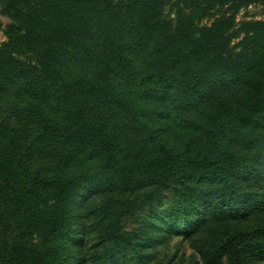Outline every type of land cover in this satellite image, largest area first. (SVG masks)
<instances>
[{"label": "trees", "instance_id": "obj_1", "mask_svg": "<svg viewBox=\"0 0 264 264\" xmlns=\"http://www.w3.org/2000/svg\"><path fill=\"white\" fill-rule=\"evenodd\" d=\"M255 5L0 0V264H264Z\"/></svg>", "mask_w": 264, "mask_h": 264}, {"label": "rangeland", "instance_id": "obj_2", "mask_svg": "<svg viewBox=\"0 0 264 264\" xmlns=\"http://www.w3.org/2000/svg\"><path fill=\"white\" fill-rule=\"evenodd\" d=\"M244 18H257L261 19L264 18V7L261 5L251 6L248 9L242 10L238 15V20H242ZM9 24V20L0 16V45L6 40L4 35V28ZM180 240L174 239L172 245L177 244ZM179 253L178 257L183 255L184 259H187L192 250L188 247L187 243H181L179 245ZM176 248L171 249V253H174Z\"/></svg>", "mask_w": 264, "mask_h": 264}]
</instances>
